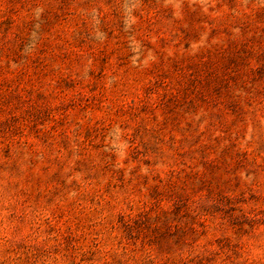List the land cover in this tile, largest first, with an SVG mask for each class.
I'll return each instance as SVG.
<instances>
[{"label":"rangeland","instance_id":"rangeland-1","mask_svg":"<svg viewBox=\"0 0 264 264\" xmlns=\"http://www.w3.org/2000/svg\"><path fill=\"white\" fill-rule=\"evenodd\" d=\"M0 264H264V0H0Z\"/></svg>","mask_w":264,"mask_h":264}]
</instances>
